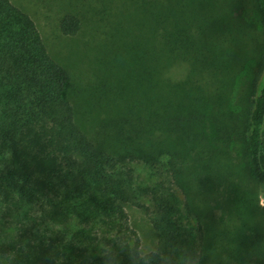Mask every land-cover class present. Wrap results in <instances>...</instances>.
Segmentation results:
<instances>
[{"label":"trees","instance_id":"obj_1","mask_svg":"<svg viewBox=\"0 0 264 264\" xmlns=\"http://www.w3.org/2000/svg\"><path fill=\"white\" fill-rule=\"evenodd\" d=\"M88 4L77 83L0 0V264H264V0Z\"/></svg>","mask_w":264,"mask_h":264},{"label":"rangeland","instance_id":"obj_2","mask_svg":"<svg viewBox=\"0 0 264 264\" xmlns=\"http://www.w3.org/2000/svg\"><path fill=\"white\" fill-rule=\"evenodd\" d=\"M12 3L21 6L28 16L36 25L41 37L43 38L51 56L60 64L64 65L67 70L78 81L84 83L92 76L88 75L89 71L84 74L82 71H87L92 63L88 62L95 51L99 48L103 41L108 40L104 37L102 31L91 33L89 27L94 26L96 15L92 11V5L99 0H72V7L66 8V0H10ZM79 11L81 14L82 27L73 36H63L59 29V19L64 13L71 8ZM252 14V13H251ZM252 17V15H251ZM86 23V27L84 25ZM142 177V173L140 174ZM146 205V204H143ZM125 212L128 218L129 227L137 234L139 239L140 253L147 254L154 250L155 240L153 231L147 220V215L144 209L137 208L132 205L125 207Z\"/></svg>","mask_w":264,"mask_h":264},{"label":"clouds","instance_id":"obj_3","mask_svg":"<svg viewBox=\"0 0 264 264\" xmlns=\"http://www.w3.org/2000/svg\"><path fill=\"white\" fill-rule=\"evenodd\" d=\"M260 208H264V204H261V205H260Z\"/></svg>","mask_w":264,"mask_h":264}]
</instances>
